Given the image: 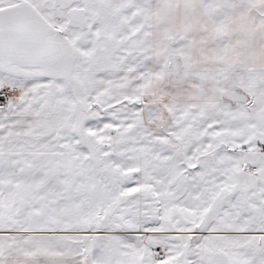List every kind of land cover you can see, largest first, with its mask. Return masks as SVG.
<instances>
[{
    "label": "snow or ice",
    "instance_id": "obj_1",
    "mask_svg": "<svg viewBox=\"0 0 264 264\" xmlns=\"http://www.w3.org/2000/svg\"><path fill=\"white\" fill-rule=\"evenodd\" d=\"M0 264H264V0H0Z\"/></svg>",
    "mask_w": 264,
    "mask_h": 264
}]
</instances>
